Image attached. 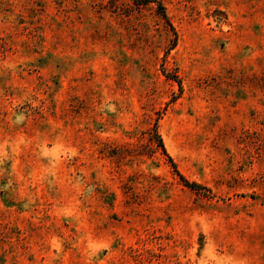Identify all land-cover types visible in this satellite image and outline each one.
I'll return each instance as SVG.
<instances>
[{
	"label": "rangeland",
	"instance_id": "rangeland-1",
	"mask_svg": "<svg viewBox=\"0 0 264 264\" xmlns=\"http://www.w3.org/2000/svg\"><path fill=\"white\" fill-rule=\"evenodd\" d=\"M150 1L0 0V264H264V0Z\"/></svg>",
	"mask_w": 264,
	"mask_h": 264
},
{
	"label": "trees",
	"instance_id": "trees-1",
	"mask_svg": "<svg viewBox=\"0 0 264 264\" xmlns=\"http://www.w3.org/2000/svg\"><path fill=\"white\" fill-rule=\"evenodd\" d=\"M146 2H151L150 0H145ZM160 7V10H161V14L163 16V19L168 23V25L172 28V30L174 31V28L172 27L168 17H167V14L165 12V9L164 7H162L161 5H159ZM175 32V31H174ZM175 36H176V39H177V33L175 32L174 33ZM176 42V40H175ZM175 44V43H174ZM157 138H158V144H159V147L162 149L163 153L168 157L169 161L171 162L173 168L175 169V172L178 174V176L182 179V181L188 186V187H191L193 189H201L203 188L201 185L195 183V182H191L189 181L183 174L180 173V171L177 169V165L174 163L173 159L169 156V154L167 153L166 151V148H165V145H164V142L162 140V138L160 137V135H156Z\"/></svg>",
	"mask_w": 264,
	"mask_h": 264
}]
</instances>
